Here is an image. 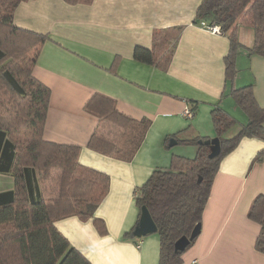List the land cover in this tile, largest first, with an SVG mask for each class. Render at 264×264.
<instances>
[{
	"label": "crops",
	"instance_id": "0c3cea01",
	"mask_svg": "<svg viewBox=\"0 0 264 264\" xmlns=\"http://www.w3.org/2000/svg\"><path fill=\"white\" fill-rule=\"evenodd\" d=\"M202 0H26L13 13L16 27L46 35L32 70L50 91L42 130L44 141L79 147L78 162L106 174L109 187L94 211L106 234L92 220L71 214L68 202L52 205L55 228L91 264H158L159 237L153 232L124 238L139 220L134 191L155 169L169 167L173 156L192 159L196 147L178 142L213 138L215 106L237 123H247L230 91L251 85L264 106V58L250 54L253 29L237 23L239 43L235 74L225 79L229 41L195 22ZM181 26L166 67L133 59L136 46L150 48L155 31ZM95 93L113 100L115 109L134 120L148 119L143 141L130 161L102 155L87 147L99 118L84 105ZM186 107L195 108L185 117ZM173 141L175 144L173 145ZM264 141L241 138L219 162L200 220V231L183 252L182 264H264L255 249L259 226L247 217L253 199L264 195V159L253 162ZM13 189L10 174H0V192Z\"/></svg>",
	"mask_w": 264,
	"mask_h": 264
},
{
	"label": "trees",
	"instance_id": "16d2710c",
	"mask_svg": "<svg viewBox=\"0 0 264 264\" xmlns=\"http://www.w3.org/2000/svg\"><path fill=\"white\" fill-rule=\"evenodd\" d=\"M22 1L26 0H0V174L13 178V189L0 192V264H91L55 228V218L63 215L53 216L51 208L57 202H68L72 215L81 220L91 219L96 231L105 235V225L94 216V211L108 191L109 178L78 162V146L54 144L42 138L50 91L34 78L32 70L48 37L13 24L14 10ZM64 1L76 4L91 0ZM195 22L217 25L227 37V81L231 82L235 74L237 23L253 29V44L248 51L264 58V0H202ZM181 30L177 26L155 31L151 47L136 46L133 59L166 69ZM8 95L16 99L11 107ZM229 95L246 115L247 123L227 136L237 121L219 106L212 109L219 154L208 158L207 138L180 140L174 135L178 142L196 147L195 157L173 156L168 168L155 169L134 191L139 216L145 206L156 226L158 264H182L183 252L195 238L182 252L174 251V243L182 236L188 237L200 223L221 159L241 138L264 141V106L256 102L252 86L233 89ZM84 109L99 118L87 147L130 161L143 141L149 120L122 115L111 98L99 93L87 100ZM191 109L194 112L195 108ZM263 159L264 150L253 162ZM247 217L259 226L255 249L264 254V195L253 199ZM135 226L124 238L136 237Z\"/></svg>",
	"mask_w": 264,
	"mask_h": 264
},
{
	"label": "water",
	"instance_id": "95a60500",
	"mask_svg": "<svg viewBox=\"0 0 264 264\" xmlns=\"http://www.w3.org/2000/svg\"><path fill=\"white\" fill-rule=\"evenodd\" d=\"M209 146L208 158H213L219 154L220 151V143L217 137L210 138L205 142ZM175 144V141L172 143ZM156 231V226L151 219V216L145 206H142L140 209L139 220L134 228L133 234L136 237H141ZM200 231V224H196L192 229L190 235L188 237L182 236L177 239L174 243V251L182 252L188 246L189 242L196 238Z\"/></svg>",
	"mask_w": 264,
	"mask_h": 264
},
{
	"label": "built area",
	"instance_id": "2783aa9c",
	"mask_svg": "<svg viewBox=\"0 0 264 264\" xmlns=\"http://www.w3.org/2000/svg\"><path fill=\"white\" fill-rule=\"evenodd\" d=\"M200 26L210 33H220V27L217 25H208L205 22H200ZM182 114L185 117L190 118L193 116V110L190 107H186Z\"/></svg>",
	"mask_w": 264,
	"mask_h": 264
},
{
	"label": "rangeland",
	"instance_id": "374dc122",
	"mask_svg": "<svg viewBox=\"0 0 264 264\" xmlns=\"http://www.w3.org/2000/svg\"><path fill=\"white\" fill-rule=\"evenodd\" d=\"M6 99H8V100L10 101V103H9V107H11L12 104H13V105L16 104L15 96H10V95H8V96H6ZM4 104H5V102H4ZM24 134L29 135L28 131H25ZM27 135H26V136H27Z\"/></svg>",
	"mask_w": 264,
	"mask_h": 264
}]
</instances>
